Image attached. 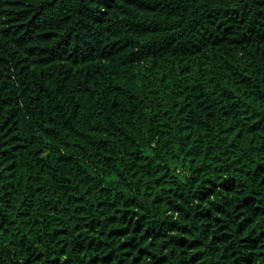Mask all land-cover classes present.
I'll use <instances>...</instances> for the list:
<instances>
[{"label":"trees","instance_id":"1","mask_svg":"<svg viewBox=\"0 0 264 264\" xmlns=\"http://www.w3.org/2000/svg\"><path fill=\"white\" fill-rule=\"evenodd\" d=\"M0 264H264V0H0Z\"/></svg>","mask_w":264,"mask_h":264}]
</instances>
